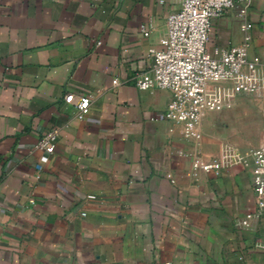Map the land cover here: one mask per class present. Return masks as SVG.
Segmentation results:
<instances>
[{
	"label": "crops",
	"instance_id": "1",
	"mask_svg": "<svg viewBox=\"0 0 264 264\" xmlns=\"http://www.w3.org/2000/svg\"><path fill=\"white\" fill-rule=\"evenodd\" d=\"M178 7L0 0V264H264V217L235 225L256 207L251 169H192L225 145V116L203 114L187 140L164 117L170 93L134 85ZM248 20L264 69L261 3ZM241 42L235 10L213 21L210 51ZM68 94L90 96L83 119ZM50 130L55 151L37 172Z\"/></svg>",
	"mask_w": 264,
	"mask_h": 264
},
{
	"label": "built area",
	"instance_id": "2",
	"mask_svg": "<svg viewBox=\"0 0 264 264\" xmlns=\"http://www.w3.org/2000/svg\"><path fill=\"white\" fill-rule=\"evenodd\" d=\"M254 2L264 6V0H179L178 9L166 19V33L160 47L148 52L149 70L134 79V85L141 91L159 89L170 93L164 117L180 125L187 140L200 139L198 123L203 114L230 108L237 96L264 92V69L259 57L249 53L253 25L248 13ZM231 10L237 12L242 42L210 51L207 44L213 21ZM141 32L148 36L144 25ZM117 84L118 80H113V85ZM64 101L73 105L79 119L87 115L91 103L90 96L73 94L66 95ZM56 140V130H50L37 142L35 149L42 153L35 167L37 172L54 153ZM235 166L251 169L256 207L235 224L249 228L252 222L264 217V146L243 153L225 144L216 158L194 162L192 169L218 175Z\"/></svg>",
	"mask_w": 264,
	"mask_h": 264
},
{
	"label": "rangeland",
	"instance_id": "3",
	"mask_svg": "<svg viewBox=\"0 0 264 264\" xmlns=\"http://www.w3.org/2000/svg\"><path fill=\"white\" fill-rule=\"evenodd\" d=\"M219 113L225 116L218 120L223 144L243 153L264 146V92L237 96Z\"/></svg>",
	"mask_w": 264,
	"mask_h": 264
}]
</instances>
